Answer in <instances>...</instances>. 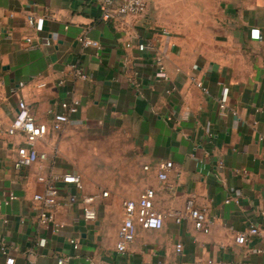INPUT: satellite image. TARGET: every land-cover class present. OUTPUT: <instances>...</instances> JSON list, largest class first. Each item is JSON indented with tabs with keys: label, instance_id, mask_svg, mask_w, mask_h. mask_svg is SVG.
I'll return each instance as SVG.
<instances>
[{
	"label": "crops",
	"instance_id": "obj_1",
	"mask_svg": "<svg viewBox=\"0 0 264 264\" xmlns=\"http://www.w3.org/2000/svg\"><path fill=\"white\" fill-rule=\"evenodd\" d=\"M100 1L0 0V242L16 264H55L58 257L68 264H264L256 252L261 237L234 240L249 225L264 233V0H149L141 15L109 20ZM81 34L99 47L82 49ZM27 36L42 43L28 48ZM145 40L165 56L169 81L156 79L153 53L137 49ZM76 61L88 80L70 84ZM68 90L78 112L36 142L47 159L19 166L25 138L7 132L17 98L50 125ZM161 161L173 164L165 182L157 177ZM67 172L80 174L83 189L58 184L77 202L59 207L65 226L54 233L36 224L32 198L44 188L36 178ZM147 188L155 190L163 226L137 225L120 254L123 202ZM10 193L15 199L6 204ZM89 195L96 219L84 221L81 201ZM189 197L211 217L208 233L168 216Z\"/></svg>",
	"mask_w": 264,
	"mask_h": 264
},
{
	"label": "built area",
	"instance_id": "obj_2",
	"mask_svg": "<svg viewBox=\"0 0 264 264\" xmlns=\"http://www.w3.org/2000/svg\"><path fill=\"white\" fill-rule=\"evenodd\" d=\"M149 0H101L102 18L104 20L123 18L129 15H141L148 4ZM27 23L31 29L36 28V18L30 13L27 15ZM167 34L166 31L162 32ZM252 37H258V32L252 31ZM77 41L82 49L87 47H99L96 40L89 38L87 35L81 34ZM25 42L28 48H33L35 45L42 43V39L38 38L36 42L33 41L31 36L25 37ZM48 43V42H47ZM127 46H131L127 44ZM137 49L139 51H149L153 53V63L155 66V77L159 81H169V75L166 71L165 56L158 51L153 42L142 41L138 43ZM69 77L67 82L74 84L77 80H88V74L76 61L69 66ZM64 79L58 82L59 85H64ZM196 86L201 88L204 92L207 89L203 87L201 81H195ZM19 87L23 83H19ZM42 86V85H40ZM168 89L166 92H171ZM11 94L16 95L17 88L10 90ZM219 107H225V99L219 100ZM80 106V101L71 90L66 91L65 97L59 103V111L53 113L50 125L39 123L35 120L30 105L22 98H17L16 113L8 126L7 132L11 135L19 133L24 136L26 144L19 146L17 149V163L19 166H29L36 161L47 159L44 152H39L36 149V142L43 139L48 133L49 129L54 131L62 130L76 115ZM221 165V164H220ZM173 168L170 161H161L158 164L157 177L160 181L167 180V173ZM37 181L42 183L44 188L42 191L33 195V202L36 206V224L39 227H45L56 233L64 228V223L58 220L57 213L59 207L64 204H74L77 202L76 194H62L59 183L71 185L77 191L83 189L82 178L80 174L75 172H67L62 174L49 173L47 175H38ZM155 190L147 188L143 190L137 199H129L123 202L124 216L118 228V240L115 245L116 252L123 254L126 252L128 246L136 236V227L139 225L144 229H160L163 226V215L155 211L154 198ZM107 192H102V196H106ZM15 199V196L10 193L4 202L7 204L9 201ZM94 196H84L81 204V216L84 221H93L96 219V211L92 208ZM176 223H181L184 219L192 221L195 230L208 233L212 219L204 208H198L195 205L194 199L189 197L179 209H174L168 213ZM261 237L264 244V233L254 225H249L242 231L235 234L234 240L237 244L243 245L250 241L252 237ZM44 243L43 240H41ZM74 249L78 248V240L76 238L69 239ZM40 243V242H39ZM176 253H181L182 245L180 243L175 246ZM257 253H264V245L256 249ZM0 254L3 256V262L0 264H16L14 256L10 254L9 247L0 242ZM210 263V261H208ZM31 264V263H24ZM55 264H68L66 259L58 257ZM109 264V263H104Z\"/></svg>",
	"mask_w": 264,
	"mask_h": 264
}]
</instances>
